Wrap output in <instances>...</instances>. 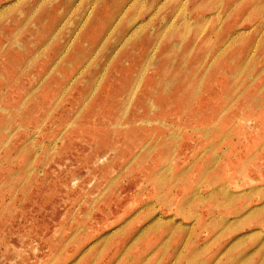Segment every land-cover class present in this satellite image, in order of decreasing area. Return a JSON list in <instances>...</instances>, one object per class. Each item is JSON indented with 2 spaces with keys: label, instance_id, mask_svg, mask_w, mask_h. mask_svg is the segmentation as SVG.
Returning <instances> with one entry per match:
<instances>
[{
  "label": "rangeland",
  "instance_id": "374dc122",
  "mask_svg": "<svg viewBox=\"0 0 264 264\" xmlns=\"http://www.w3.org/2000/svg\"><path fill=\"white\" fill-rule=\"evenodd\" d=\"M0 264H264V0H0Z\"/></svg>",
  "mask_w": 264,
  "mask_h": 264
},
{
  "label": "bare ground",
  "instance_id": "6f19581e",
  "mask_svg": "<svg viewBox=\"0 0 264 264\" xmlns=\"http://www.w3.org/2000/svg\"><path fill=\"white\" fill-rule=\"evenodd\" d=\"M209 1V0H208ZM245 50V49H244ZM240 57V56H239ZM181 66V65H180ZM176 67V66H175ZM238 68V67H237ZM182 69V68H181ZM183 78V77H182ZM181 77H180V79H182ZM187 78V77H186ZM180 79H177V80H180ZM176 81V80H175ZM187 80L185 79V82H186ZM181 82V81H180ZM169 84H171V83H169Z\"/></svg>",
  "mask_w": 264,
  "mask_h": 264
}]
</instances>
